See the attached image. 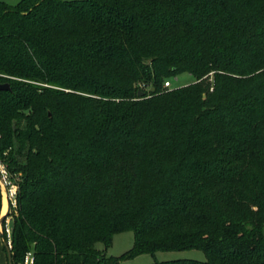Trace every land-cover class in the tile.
<instances>
[{
    "label": "trees",
    "instance_id": "obj_1",
    "mask_svg": "<svg viewBox=\"0 0 264 264\" xmlns=\"http://www.w3.org/2000/svg\"><path fill=\"white\" fill-rule=\"evenodd\" d=\"M6 83L12 264H264V0L0 2Z\"/></svg>",
    "mask_w": 264,
    "mask_h": 264
},
{
    "label": "rangeland",
    "instance_id": "obj_2",
    "mask_svg": "<svg viewBox=\"0 0 264 264\" xmlns=\"http://www.w3.org/2000/svg\"><path fill=\"white\" fill-rule=\"evenodd\" d=\"M20 0H0L1 3H7L10 5H16L19 3ZM169 81L170 87L168 89H178L180 87L189 86L195 83L194 78L188 74V73H179V75L175 76H169L164 78L162 83V88L164 89V82ZM209 83H212V73L209 78ZM145 91H151V87H148L147 89H144ZM213 89L211 88L210 92ZM0 172L3 174V188L1 187V205L3 204V201L6 202V197L10 199L11 203V214L15 213V194L16 190L13 185H11L8 182V179L6 177V173L3 171V167L0 164ZM3 209V205L1 210ZM1 214V212H0ZM3 214V213H2ZM2 216V215H1ZM11 216L6 219V223L2 225L1 229L6 232L11 226ZM7 235V233H6ZM134 242V234L131 232H122L121 234H117L113 237L111 246L107 248V250L103 249V246L101 244H97L96 248L98 250H101L102 253L106 256H112V257H121L124 253L131 250ZM184 259H190L194 261H205V255L202 251H184V252H156L153 255L149 254H143L138 255L135 258H129L122 260L119 264H153V262H166L169 260H184Z\"/></svg>",
    "mask_w": 264,
    "mask_h": 264
},
{
    "label": "water",
    "instance_id": "obj_3",
    "mask_svg": "<svg viewBox=\"0 0 264 264\" xmlns=\"http://www.w3.org/2000/svg\"><path fill=\"white\" fill-rule=\"evenodd\" d=\"M9 90H10V88H9L8 83L0 84V91L6 92ZM138 95L141 96L142 93L139 92ZM1 187L3 188V174L0 172V189H1ZM6 205H7V212L5 214H3L2 216H0V237L3 240V247H4V250H5L6 255H7V264H12V255H11V252L9 249V245H8L6 237L3 235L2 229H1L2 225H4L6 223L7 216L9 215L10 210H11V203H10V199L8 198V196L6 197Z\"/></svg>",
    "mask_w": 264,
    "mask_h": 264
},
{
    "label": "built area",
    "instance_id": "obj_4",
    "mask_svg": "<svg viewBox=\"0 0 264 264\" xmlns=\"http://www.w3.org/2000/svg\"><path fill=\"white\" fill-rule=\"evenodd\" d=\"M170 87V82L166 81L164 82V88H169ZM7 236H8V230H6ZM8 245H9V236H8ZM20 264H34V258L31 254H27V256L24 258V260Z\"/></svg>",
    "mask_w": 264,
    "mask_h": 264
},
{
    "label": "crops",
    "instance_id": "obj_5",
    "mask_svg": "<svg viewBox=\"0 0 264 264\" xmlns=\"http://www.w3.org/2000/svg\"><path fill=\"white\" fill-rule=\"evenodd\" d=\"M6 203V202H5ZM7 212V211H6ZM5 212V213H6ZM2 210H1V215L5 214L3 213ZM0 264H7V255H6V252L4 250V247H3V240L2 238L0 237Z\"/></svg>",
    "mask_w": 264,
    "mask_h": 264
},
{
    "label": "bare ground",
    "instance_id": "obj_6",
    "mask_svg": "<svg viewBox=\"0 0 264 264\" xmlns=\"http://www.w3.org/2000/svg\"><path fill=\"white\" fill-rule=\"evenodd\" d=\"M3 209H2V212L5 213L7 211V205L5 203V201H3Z\"/></svg>",
    "mask_w": 264,
    "mask_h": 264
}]
</instances>
